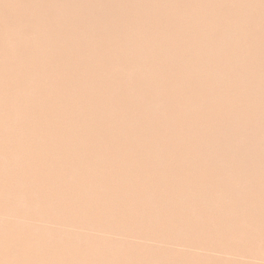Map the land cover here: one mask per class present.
<instances>
[{
    "label": "bare ground",
    "instance_id": "bare-ground-1",
    "mask_svg": "<svg viewBox=\"0 0 264 264\" xmlns=\"http://www.w3.org/2000/svg\"><path fill=\"white\" fill-rule=\"evenodd\" d=\"M0 264H264V0H0Z\"/></svg>",
    "mask_w": 264,
    "mask_h": 264
}]
</instances>
